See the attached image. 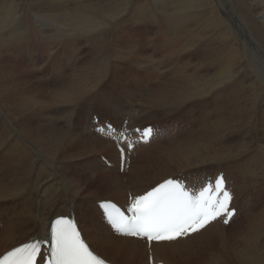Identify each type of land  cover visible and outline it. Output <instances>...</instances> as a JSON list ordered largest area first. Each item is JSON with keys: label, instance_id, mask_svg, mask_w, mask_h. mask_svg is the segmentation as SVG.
<instances>
[{"label": "bare ground", "instance_id": "1", "mask_svg": "<svg viewBox=\"0 0 264 264\" xmlns=\"http://www.w3.org/2000/svg\"><path fill=\"white\" fill-rule=\"evenodd\" d=\"M132 1L30 0L20 11L16 0H0V163L7 169L0 177V209L11 217L0 233V254L46 234L52 217L74 209L92 247L116 264H149L151 257L166 264H264V0H137L131 9ZM147 23L163 36L155 41L149 29L150 50L141 54L147 48L139 26ZM125 24L131 32L120 43L116 32ZM75 36H86L96 51L67 77L40 80L48 63L32 62V53L50 51L54 43L68 51ZM183 37L181 51L174 50ZM160 44L165 54L156 53ZM21 47L23 58L14 56ZM167 54L178 55L167 61ZM73 56L66 66L76 64ZM113 59L121 62L109 68ZM134 65L143 70L122 72ZM142 92L149 101L138 98ZM214 101L215 110L208 111ZM65 104L63 119L57 107ZM78 105L82 113L73 111ZM197 105L203 109L198 118L191 112ZM136 109L132 118L145 125L188 109L197 130L142 149L124 174L116 147L89 135L85 114L122 123ZM101 155L117 166H103ZM220 170L244 198V215L230 229L210 225L186 239L149 246L112 234L85 214L83 199L121 201L130 190H147L179 172ZM147 180L153 184L146 186Z\"/></svg>", "mask_w": 264, "mask_h": 264}, {"label": "snow or ice", "instance_id": "2", "mask_svg": "<svg viewBox=\"0 0 264 264\" xmlns=\"http://www.w3.org/2000/svg\"><path fill=\"white\" fill-rule=\"evenodd\" d=\"M264 62V54L261 55ZM264 82V76H262ZM101 132L105 130L100 129ZM140 141L148 143L156 135L152 127L136 129ZM107 135L116 136V130L108 126ZM126 132L119 133L118 140L131 149ZM123 154L124 147H120ZM234 194L226 186L221 174L198 188L189 189L179 179H166L142 195L132 198L127 213L111 201H104L103 219L112 234L144 239L149 246L155 243H172L200 233L214 222L229 225L238 215L233 206ZM48 238H32L13 247L0 256V264H106L94 253L82 238L77 222L68 216L58 217L50 225ZM50 244L47 255L44 248Z\"/></svg>", "mask_w": 264, "mask_h": 264}, {"label": "rangeland", "instance_id": "3", "mask_svg": "<svg viewBox=\"0 0 264 264\" xmlns=\"http://www.w3.org/2000/svg\"><path fill=\"white\" fill-rule=\"evenodd\" d=\"M30 0H16V3L17 2H19V4L22 6V8L20 9V11H24V10H28V8L30 7V4L28 5V3L27 2H29ZM137 0H135V1H132V4H130V6H131V9H132V5H134L135 4V2H136ZM149 3H150V1H149ZM18 4V3H17ZM16 4V5H17ZM151 4H153L152 2L150 3V5L149 6H151ZM28 6V7H27ZM128 7V6H127ZM252 24V23H251ZM129 25V24H128ZM127 24H125V25H121L122 26V28L121 27H119L118 26V28L119 29H117V32L116 33H118V34H116L117 35V39H120V43H121V38L122 37H124V39H128V36L127 35H129V33L131 32V31H126V28L125 27H127L128 26ZM253 25V24H252ZM153 26V25H152ZM152 26H150V24L149 23H147V25L145 24V26H139V27H143V29L142 30H139L140 31V33L138 32V34L142 37V40H143V45H145L146 46V50L145 51H142L141 52V54H144L145 52L146 53H148V50H150L149 48H148V46L146 45V40L149 38V32H147L149 29H152V31H154V33H155V35H153L154 33H152V35H153V39L155 40V41H160L161 42V39H160V37H162L163 35L161 34V33H158V32H156V30H157V27L154 25L153 27ZM151 27V28H150ZM154 28V29H153ZM124 30V31H123ZM125 32L126 33H128V34H125ZM147 32V33H146ZM160 34V35H159ZM119 37V38H118ZM72 39V44H70V47H69V49H68V51H66V49H65V47H64V45H62V44H57V43H54V44H52L51 45V49H50V51H48V50H46V49H44V50H40L41 51V53L43 54V55H41V59L43 58V57H45V59H46V62L47 63H49V64H53V69L49 72V74L47 75V71H42L41 73L39 72L38 73V75H39V79L40 80H42V79H44V80H46V78H51L52 80H54V81H59L62 77H67L68 75L67 74H69L70 75V72H72L71 70H72V68L75 66V65H79V64H84L87 60H88V58L90 57V55L92 54V53H94L95 51H96V45H92V44H90L89 43V41H88V38L86 37V36H84V37H79V36H75V37H72L71 38ZM131 39V38H130ZM180 41L176 44V46H175V48H174V50H180L181 51V48H182V45H181V42H184V37L183 38H180L179 39ZM67 43V42H66ZM264 43V42H263ZM75 44V45H74ZM128 44V41H125V42H123L122 44H120V45H116V47H121V46H125V45H127ZM141 44V45H142ZM73 45V46H72ZM155 45H159V43H155ZM164 45H166V44H164ZM162 44H160V46H158L156 49H158L157 51H156V53H158L159 55L161 54L160 52H163V54H165L166 53V50L168 49L166 46H162ZM159 47H161V48H159ZM86 48V50H84ZM21 50H19L18 52H17V54L18 55H14V56H16V57H19V58H23V57H21L19 54H20V52H25V48H20ZM29 49V48H28ZM27 49V52H29V50ZM56 49V50H55ZM70 49H71V51H70ZM76 49V54H74L73 53V50H75ZM71 52V53H70ZM70 53V54H69ZM184 53H188V52H184ZM52 54H53V56H52ZM55 54V55H54ZM186 54H184V56L186 55ZM45 55V56H44ZM74 55V56H73ZM158 55V56H159ZM178 54H167V55H165V56H161L162 58H164V59H166L167 61H172L174 58H176V56H177ZM192 55H195V56H192ZM196 55H198V53H196L194 50L190 53V55H189V59L191 60L192 59V63L193 62H195V60H196ZM71 56H73V58L76 60L75 62H76V64L74 63V61H72L71 62V66L69 65V66H66V67H64V70L62 69V67L65 65V64H67V61L71 58ZM188 56V55H187ZM51 57V58H50ZM69 58V59H68ZM257 59V58H256ZM32 61V60H31ZM27 62V61H26ZM33 62V61H32ZM121 61H119V60H117V59H113V60H110V66H109V68L112 66V65H114V64H118V63H120ZM43 62H41V61H39L38 62V64H42ZM134 67L135 68H137L135 65H134ZM135 68H132V67H128V69H123L122 70V72H125V71H128V72H131V73H137L138 71H141V70H143V69H138L137 68V70H135ZM118 69H120V68H117V70ZM66 70V71H65ZM113 70H115V69H113ZM113 70H112V73H113ZM65 71V72H64ZM67 73V74H66ZM137 74H139V73H137ZM40 75H42V76H40ZM44 75V76H43ZM48 76V77H47ZM125 76V75H124ZM117 76H115V77H113V81H116L117 80V78H116ZM32 80H33V78H32ZM127 80V79H126ZM125 79H120V82H122V83H125V84H129L130 85V83L129 82H127ZM155 81V80H154ZM110 82V81H109ZM110 83H112V82H110ZM152 85H155V83L153 82L152 83ZM55 86V85H54ZM98 86H100L99 84L96 86V87H98ZM143 93H145V92H142L139 96H138V98L140 97H142L143 99H148V98H144L143 97ZM42 95H44L46 98H47V100L50 98L49 96H47L46 94H44V93H42ZM38 96V95H37ZM36 96V100L37 101H41L42 100V98L40 97V96H38L37 97ZM125 98H127V96H126V94L124 93L123 94V100H125ZM252 98V97H251ZM260 100H261V98H260ZM147 101H149V99L147 100ZM129 102H130V98L128 97L127 98V102L126 103H128L129 104ZM192 101H190V102H186L184 105H188V103L190 104ZM21 104H26V102L23 100V103H21ZM127 104V105H128ZM263 104V103H262ZM208 106L210 107L209 109H207L208 111H213V110H215L214 108L217 106V104H215V101L214 102H211V103H209L208 104ZM220 105H219V103H218V107H219ZM62 106H60V105H58V107H57V109H58V111H59V115H61L60 117H62L63 119H64V115H65V110H66V108L68 107L67 106V104H65V106L62 108V109H60ZM78 109H73V111L76 113V112H79V113H82V110L81 109H79V105H78V107H77ZM197 108H199V109H197ZM201 109L202 108H200L199 107V105H197L196 107H195V109H191V112L192 113H194L195 114V117L196 118H198V116H202V111H201ZM154 110H158V109H154ZM203 110V109H202ZM94 111H96V110H94ZM187 111H189L188 109H181V111L180 110H176L175 112L178 114V118L180 119V120H182V121H188L189 119H188V117H190L191 115H189V114H187L186 112ZM143 114V113H142ZM106 116H107V114H106ZM74 117V116H73ZM77 117H79V116H77ZM177 117V116H176ZM186 117V118H185ZM145 118V117H144ZM63 119H62V124L64 125V121H63ZM188 119V120H187ZM72 120H73V118H72ZM180 123H181V128H183V130H182V133H181V135H178V137L177 138H180V137H182V136H184V137H188L189 135H191L192 133H194L197 129H196V127L193 125V124H191V123H187V124H185L184 122H181V121H179ZM145 123H147V122H145ZM74 124V123H73ZM74 125H77V124H74ZM66 126V125H65ZM78 126V125H77ZM79 127V126H78ZM80 128V130L82 129V127L80 126L79 127ZM81 131H83V132H86V131H84V129H82ZM87 133V132H86ZM87 135H88V133H87ZM90 135V134H89ZM91 136V135H90ZM169 143V142H168ZM106 144H108V143H106ZM109 145V144H108ZM173 145V144H172ZM175 145V144H174ZM153 152H156V149H153L152 150ZM162 167H164V165H162ZM126 174H128V173H126ZM149 175H151V174H149ZM156 181H158V180H156ZM147 183H149V184H147ZM153 184V182H150L149 180H147V182H146V186H148V185H152ZM99 186V185H98ZM94 188L96 187V185H94L93 186ZM103 193H107L106 191H104ZM228 229H230V228H228ZM2 237V235H0V238ZM119 264V263H118Z\"/></svg>", "mask_w": 264, "mask_h": 264}]
</instances>
